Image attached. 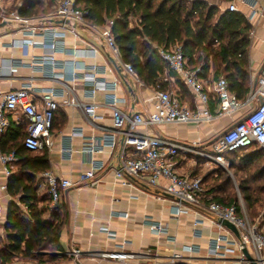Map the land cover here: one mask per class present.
I'll use <instances>...</instances> for the list:
<instances>
[{"label": "built area", "instance_id": "1", "mask_svg": "<svg viewBox=\"0 0 264 264\" xmlns=\"http://www.w3.org/2000/svg\"><path fill=\"white\" fill-rule=\"evenodd\" d=\"M79 0H56L53 15L44 21L52 23V27L42 28L30 25L32 19L19 14L23 6V0L7 3L0 0V23L18 24L22 28V39L12 40L10 47L14 49H28L35 47L34 38L41 33L44 40L39 45L44 50L43 56L33 57L29 63L33 70L46 69V77L51 80L64 79L55 73L59 64L54 56L56 52L66 45L68 37L82 40V29H90L97 43L105 50L108 58L120 59L110 27L97 28L88 21V12L78 7ZM229 11L237 12L236 6L230 5ZM54 21L64 23L57 24ZM68 22L69 24H65ZM87 53H90L89 55ZM160 58L167 65V70L186 87L196 103V108L191 109L181 103L171 92L156 88L146 87L137 77L133 67L123 65V69L129 77L134 78L151 94L150 99L157 103L154 112L144 115L136 113L126 114L121 105L126 103L124 98L118 96L117 91L120 80L115 78L111 82L105 79L106 72L110 68L99 65H87L83 61H75L68 73L69 82L83 81L88 88L90 103H79L68 98V92L73 88L66 85L65 91L54 88L36 90L31 84H26L18 90L9 92L0 91V136L11 128V119L18 115L26 121V137L24 146L28 151L40 153L50 150L54 144L53 126L59 109L64 105H71L83 110L85 115L95 120L98 118V105L94 99L98 93L105 94L104 107L112 113V130L97 143L83 150L84 153L95 155L101 153L103 148L119 153V167L116 170L117 178L123 186L132 184L146 187H158L161 181L165 182L164 193L174 202V213L179 217L188 214L192 209H205L212 217V223L226 221L232 224L238 231V235L230 240L228 236H219L210 242L208 253L217 259H225L227 253L236 250L241 253L242 264H264V225L259 219H249L246 206L224 204L214 201L206 196L204 183L201 178L179 173L178 164L181 156L187 157L196 154L206 163L220 166L224 169L230 167L226 154L239 149L258 147L264 150V64L259 72L257 80L250 86L247 97L239 101L229 90L228 82L224 77L218 78L210 88L199 77V69H191L187 64L183 50L179 45H173L169 49L158 50ZM72 56L76 59L96 58L98 50L74 49ZM22 64V62L20 63ZM210 93L219 101L220 111L215 117L210 109ZM60 98L62 100H60ZM241 114V118L218 135L209 145L208 151H197L196 143L185 145L169 138L154 135L152 131L163 125H183L210 123L216 118ZM83 131L73 128L70 140L74 137H83ZM119 137L122 144H119ZM66 156H71L72 147L62 149ZM19 157L15 151L2 153L0 151V164L3 168L5 179H9L17 169ZM105 169L103 161L92 159L89 170L81 175L78 182L58 178L52 172H43L38 176L39 186L44 187L52 200V205H58L62 192L71 188H78L82 184L96 183L97 175ZM120 217L127 219V214ZM201 223L202 222H197ZM155 234L166 236L173 243L175 237H170L167 226L160 223H151ZM108 237L114 239L116 235L106 231ZM233 247V248H231ZM194 247H188L187 251L194 252ZM246 251L252 260H248ZM80 251H73L75 259L80 257ZM103 260L114 261L116 264H124L134 258L135 254L128 253L123 246H118L112 252L99 253ZM182 256L173 254L168 264H180ZM51 264V263H45Z\"/></svg>", "mask_w": 264, "mask_h": 264}, {"label": "crops", "instance_id": "2", "mask_svg": "<svg viewBox=\"0 0 264 264\" xmlns=\"http://www.w3.org/2000/svg\"><path fill=\"white\" fill-rule=\"evenodd\" d=\"M16 1L18 0H14V2ZM199 1L218 7L220 13L229 10V6L234 4L238 9L237 12L241 13L248 21L251 26L247 50L251 86L256 82L264 64V0ZM10 2L11 0H7V3ZM43 2L50 8V11L41 16L29 17L32 19L30 25L49 28L53 24L44 20L53 15L56 0H43ZM23 27L25 26L18 24L0 26V91L18 90L26 84H31L36 90L54 88L60 92H66V85H69L73 88L72 92L67 93L69 99L79 103H90L85 83L81 80L74 83L67 80L71 65L75 61H83L87 65L96 64L110 68L111 70H108L105 76L108 82L115 78L120 80L117 94L126 100V103L121 105V109L126 114L148 115L156 110L157 103L150 99L151 94L136 83L134 78L124 74V63L121 59L106 56L107 53L97 43L90 29H82V40L68 37L66 45L56 52L54 58L59 66L55 73L63 76L64 79L51 80L46 77V73H48L46 69L37 67L39 69L33 70L29 66L33 57L44 55V50L39 45L44 40L41 33H38L34 38L37 43L35 47L25 50L10 47L12 40L23 38L21 33ZM74 49L98 50V56L76 59L72 56ZM21 62L22 64H20ZM114 64L121 69V72L116 69ZM210 64L208 71L203 76H199L205 82L207 89L218 79L216 69L211 61ZM160 80L164 84L165 90L175 95L181 103L188 105L191 109L196 108L197 105L193 97L171 72L166 69ZM62 99L60 98V100ZM94 101L98 105V118L95 120L89 119L78 107L62 106L54 120L53 147L44 151L49 159V171L58 178L73 182H78L81 175L89 170L92 159L105 163V169L97 175L95 184H82L78 188L62 192L59 205L66 215V221L60 234L59 250L53 253L57 259L50 263L116 264L114 261L101 259L98 254L112 252L118 246H123L126 252L136 255V258L124 264H168L173 254L182 256L180 264H242L241 253L237 250L234 253H227L225 259H217L209 255L208 248L212 240L219 236H228L230 240H233L235 233L223 223H212V217L205 209H192L188 214L176 217L172 215L174 202L164 193V181H161L158 187L137 184L123 186L116 175V170L119 167L118 151L114 152L109 148H103L101 153L95 155L83 152L84 149L97 145L105 134L112 130V113L104 107L105 94L98 93ZM209 106L212 114L217 117L220 105L217 98L211 93ZM240 118L241 114L238 113L233 116L216 118L210 123L200 125H163L156 127L152 133L185 145L196 143L198 144L197 151H208L209 145L218 135ZM15 128L21 129L22 133L26 132V121L23 116L18 115L15 119H11V128L7 132L10 134ZM73 128L82 130L84 136L74 137L70 140ZM3 135L0 136V151ZM122 141V138L119 137L120 145ZM69 146L73 150L70 157L62 152L63 148ZM44 152L37 154L41 155ZM208 165L211 164L206 163L196 154H190L187 157H180L178 170L182 175L205 179L213 169H209V172ZM202 167L203 169H201ZM7 180L0 164V216L2 222L5 221L7 207L11 200L6 193ZM204 183L207 187V198L213 199L214 193H208V182ZM39 188L41 194L46 192L44 187L39 186ZM122 214H127L128 218L120 217ZM198 221L202 224H197ZM150 222L167 226L170 237H175L176 242L173 243L166 236L155 234L151 229ZM106 231L114 233L116 237L109 238ZM188 247H194V252L187 251ZM76 250L81 253L78 259L72 256L73 251Z\"/></svg>", "mask_w": 264, "mask_h": 264}, {"label": "trees", "instance_id": "3", "mask_svg": "<svg viewBox=\"0 0 264 264\" xmlns=\"http://www.w3.org/2000/svg\"><path fill=\"white\" fill-rule=\"evenodd\" d=\"M77 5L88 12L91 25L110 27L121 61L133 67L146 87L167 91L160 80L167 65L158 50L179 45L189 68L200 70L199 76L208 71L211 61L216 76L227 80L230 92L239 101L247 97L251 26L241 13H220L218 7L199 0H79ZM49 11L43 0H23L19 14L31 18ZM3 136L1 152L15 151L19 162L7 180L11 200L4 222L0 216V264L50 263L57 259L53 253L59 250L66 215L59 204L52 205L47 190L40 193L38 176L49 171L48 156L28 151L26 132L21 129ZM225 156L237 188L224 171L209 173L202 181L212 180L213 200L226 206H239L238 192L255 221L264 208V150L255 146Z\"/></svg>", "mask_w": 264, "mask_h": 264}, {"label": "rangeland", "instance_id": "4", "mask_svg": "<svg viewBox=\"0 0 264 264\" xmlns=\"http://www.w3.org/2000/svg\"><path fill=\"white\" fill-rule=\"evenodd\" d=\"M12 1H14V0H11V2ZM19 1V0H18ZM38 16H41V14H39ZM233 159V156H230V158H229V160H232ZM211 168H213L212 170H211V172L209 171V169H211ZM201 169H203V167L201 168ZM208 171L210 172V173H213V172H217L218 174H219V171H224V172H226V173H228V175H229V177L231 178V180H232V187H234L235 189L237 188V182H236V178H234V174H233V171L230 169V167H228L227 169H224V168H222V167H220V166H216V165H208ZM220 172V173H221ZM203 174V173H202ZM220 175V174H219ZM221 177V176H220ZM202 179V178H201ZM212 180L211 179H209L208 180V193H210V191H209V189L212 187V182H211ZM204 189H205V191H206V189H207V187H206V184L204 183ZM237 194H236V196H237V198H238V200H239V204L242 202L241 200V196H240V194L238 193V192H236ZM242 203H244V202H242ZM246 212H247V215H248V217H249V219L250 220H252L253 218H255L254 216H252L251 214H250V212H248V210H247V208H246ZM257 219H259V221H260V223H262V222H264V208H263V210H261L260 212H259V214H258V217L256 218V220Z\"/></svg>", "mask_w": 264, "mask_h": 264}, {"label": "water", "instance_id": "5", "mask_svg": "<svg viewBox=\"0 0 264 264\" xmlns=\"http://www.w3.org/2000/svg\"><path fill=\"white\" fill-rule=\"evenodd\" d=\"M55 23H57V24H62V23H64V22H62V21H54ZM65 24H69L68 22H65ZM6 25H8V23H1V27H5ZM115 65V67H116V69H118V71L119 72H121V69H119L117 66H116V64H114ZM120 75L122 74V73H119ZM226 227H228L230 230H232L234 233H235V235H238V231H237V229L232 225V224H230V223H228V222H226V221H223L222 222ZM244 253H245V255H246V257H247V259L248 260H252V258L250 257V255L246 252V251H244Z\"/></svg>", "mask_w": 264, "mask_h": 264}]
</instances>
